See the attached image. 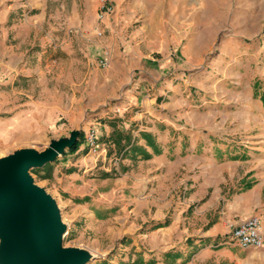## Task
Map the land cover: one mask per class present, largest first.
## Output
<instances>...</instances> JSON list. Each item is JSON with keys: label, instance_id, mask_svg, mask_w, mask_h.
<instances>
[{"label": "crops", "instance_id": "0c3cea01", "mask_svg": "<svg viewBox=\"0 0 264 264\" xmlns=\"http://www.w3.org/2000/svg\"><path fill=\"white\" fill-rule=\"evenodd\" d=\"M79 1L71 0L65 10L59 0H0V69L4 73H22L24 59L33 47L39 58L47 60L60 46L57 54L66 65L57 68L60 74L51 90L41 80L45 99L41 105H61L63 93L57 82H62L64 76L63 83L73 91L68 104L74 106L76 116L84 119L79 132L83 139L77 151L65 150L54 162L35 168L37 174L50 169L49 174L53 173L58 184L55 193L65 201L63 207H77L76 211L87 204L101 220L119 217L122 224L128 217L124 215L129 211L127 206L134 204L135 217L143 209L150 212L154 206V220L147 223L149 230L159 232L160 243L171 252H150L148 260L138 255L139 264H176L173 256L182 263L192 250L198 253L206 248H218L219 257L212 264H264V247L240 248L229 240L237 223L252 216H258L264 226V158H259L263 148L255 147L258 151L254 157L251 153L250 159L239 160L235 150L219 143L217 134L230 115L232 124L249 127L253 121L264 123V94L260 90L253 93L249 82L238 88L241 102L232 97H209L204 103L189 99L182 78L189 67L202 63L204 43L212 39L214 32L204 30L212 18L199 12L200 0H191L190 6L188 0L179 3V27L169 39L161 40L150 36L156 12L150 16L154 21L147 25L148 37L140 38L137 32L128 35L136 13L121 14L119 0H101L93 8L91 0H83L92 21L81 20ZM212 2L219 4L220 0ZM232 2L244 13L235 11L228 19L231 32L226 41L233 43L234 50H230L232 58L224 66L219 65L221 55L217 56L214 67L220 69L221 75L211 81L212 86L229 96L236 93L241 78L251 73L257 77L249 80L263 81V91L264 0ZM101 10L103 17L98 19ZM52 66L39 71L50 72ZM199 68L192 72L191 81L206 82L210 77H205L208 73ZM225 74H236L237 86L225 85ZM90 130L95 135V152L85 142ZM73 166L84 167L82 174ZM63 169L64 174L60 173ZM85 174L106 186L105 192L98 194L99 199L93 201L95 205L73 186L76 178ZM179 186L180 190L175 191ZM118 193L120 199L116 200ZM173 204L177 206V219L166 215L174 209ZM177 223L183 241L178 252L172 250L171 238ZM190 227L196 228L189 231ZM125 229L129 231L131 225ZM129 236L124 235L122 242H129ZM236 256L243 258L238 262ZM193 264H204V258Z\"/></svg>", "mask_w": 264, "mask_h": 264}, {"label": "rangeland", "instance_id": "374dc122", "mask_svg": "<svg viewBox=\"0 0 264 264\" xmlns=\"http://www.w3.org/2000/svg\"><path fill=\"white\" fill-rule=\"evenodd\" d=\"M59 1L63 2L65 10L71 5V0ZM100 1L101 0H91L92 8L99 4ZM190 1L191 0H188V6H190ZM180 2L184 3V0H119V7L122 9L121 14L127 12L136 13L128 26V35L130 36L137 32L140 38H147L149 32L147 25L154 21L150 16L153 12H156L155 27L152 29L150 36L157 40L169 39L177 29V26L179 27L176 15L180 12ZM211 2L212 0H200L199 12L212 18L209 24L204 25V30L210 32V30L213 29V37L211 40L205 41L204 43L205 50L202 63L199 66L189 67L190 70L185 73V77L182 78L186 83L185 93L189 96V99H198V103H204L209 97L219 98L221 100L232 97L231 100L241 102L237 94L239 91L238 88L247 86L250 82L253 93L256 94L260 90V93L263 92L264 94V90L261 91L263 81H254L257 76L251 73L247 74L244 79L241 78L238 86L236 83L239 82V80L235 78L236 74H225L228 79L225 81V85L237 86V88H235V94L228 96L224 90H220L217 86H212L213 82L211 81L216 80L215 77L221 75V72H219L220 69L217 70V66L214 67L216 65L217 56L221 55L219 65L224 66L228 63L229 59L232 58L230 50H234L233 43L226 41L228 39L227 35L231 32L228 19L235 11L238 13H244V11L235 9L232 0H220L219 4ZM77 3H79L81 20L85 19L92 21V16L90 14L88 15L87 8L83 6V0ZM183 42L181 45L184 44ZM56 48L55 50L58 51L57 53H59V51L61 52L60 46ZM121 49H123V47H121ZM57 53H54L51 58L46 60L45 57V60H43L39 58L33 47L32 50H29L27 57L24 59L25 67L22 73H4L0 69V159L8 157L15 151L24 149H32L37 152L45 151L48 149L51 141L68 138L73 131H82L81 128L84 127V119L76 116L74 111H72L74 106L68 104L70 98L73 96V91L68 89V83H63V81L65 82L64 76L62 77V82H57L60 88L59 91L63 93L59 98L61 105L59 107L49 108L41 105V102L45 101L42 93V81H46L49 84V90H51L52 84H55V78L60 74L58 69L66 65L65 59L59 57ZM52 59L56 61L51 64L50 62ZM1 65H3V60L0 58V66ZM48 66H52V71L47 73L44 72V74L39 71V68H43L44 71ZM197 68L205 74L206 72L208 73L205 77L210 78H207L206 82L191 81V74H193L192 72L196 71ZM251 77L254 79L253 81L249 80ZM204 79L206 78H203V80ZM49 101H51V99H49ZM226 120L224 127L217 133L220 136L219 143L225 147L227 146V148L235 150L240 157L239 160L250 159L251 153H254V157L258 151L253 149L255 147L263 148L261 152L263 156L261 155L262 157L259 158H264V123H256L253 121L248 125L249 127H245V125L241 123H229V120L231 121V115L227 117ZM256 135L263 136L256 139ZM255 141H257V143H254ZM80 156L81 155L76 156L72 163H76ZM262 161H264V159ZM253 163V165H255L256 162L253 161ZM73 168L76 170L80 169V174H82L81 172L84 170V167L79 168L73 166ZM64 172L65 169L60 170V173L64 174ZM52 174L53 173L50 172L47 176L45 174H36L34 171L29 170V175L34 183L38 187L43 188L46 193L54 199L59 209L61 221L66 226V232L61 236V246L63 248H77L86 252H91V256L94 254L87 264H100L101 262H105L106 264H133L137 261L138 255L141 256L139 259L148 260L150 252L162 250L168 251V253L171 252L169 248L164 249L166 246L160 243V233L150 232L149 230L150 226H148L147 223H151L152 220H154L151 217L154 214V206L151 208L150 212L143 209L139 217L134 216V204L127 206L129 211L124 213V215H128V217L123 218L122 224H119V217L106 221L101 220L94 209H91L87 204H82L76 211L74 208L77 209V207H63L65 201L60 198V194L57 195L55 193L58 184L53 180ZM80 176V178H76L77 180L73 182L76 192L82 197H88L90 201L92 200V204L95 205L93 201L99 199L98 194L105 192L106 186L102 184V181L98 178H96L95 181H91V178H95L94 176L90 177L88 174ZM90 183L91 185L89 186ZM180 188L181 186L177 187L175 191L180 190ZM119 195L120 193L116 196V200L120 199ZM172 206L174 209H170L166 215H172L173 219H177V217H175L178 213L175 210L177 206L175 204ZM178 223L176 225V231H174L171 236L173 241L172 245L174 247L172 250H177V252L180 250V243L183 242L180 240V224ZM128 224L131 225L129 231L125 229ZM69 225H71L70 228H68ZM142 227H144L143 230H141ZM195 228L196 227H190L189 231ZM124 235H130L127 237L129 242H122L125 240L123 239ZM183 237H185V235H183ZM121 238L122 240H120ZM1 241L2 238L0 237V243ZM217 249L218 248H206L198 253V250H192V252L187 254L185 262L179 263V260L174 258V256L172 261L176 262V264H186V262L193 264L196 263L197 259L203 257L204 264H212V261L217 260L219 257L216 253ZM235 258V260L239 262V259L243 257L236 256ZM141 263L142 262H140V264Z\"/></svg>", "mask_w": 264, "mask_h": 264}, {"label": "water", "instance_id": "95a60500", "mask_svg": "<svg viewBox=\"0 0 264 264\" xmlns=\"http://www.w3.org/2000/svg\"><path fill=\"white\" fill-rule=\"evenodd\" d=\"M78 134L51 141L42 152L24 149L0 159V264H87L91 259L84 250L61 246L66 227L59 209L29 175L71 148Z\"/></svg>", "mask_w": 264, "mask_h": 264}, {"label": "built area", "instance_id": "2783aa9c", "mask_svg": "<svg viewBox=\"0 0 264 264\" xmlns=\"http://www.w3.org/2000/svg\"><path fill=\"white\" fill-rule=\"evenodd\" d=\"M103 17V11L98 13L97 18ZM85 142L92 152L96 151V140L93 130H90L85 138ZM231 243L240 248L259 249L264 247V226L258 216H252L237 223L229 235Z\"/></svg>", "mask_w": 264, "mask_h": 264}, {"label": "trees", "instance_id": "16d2710c", "mask_svg": "<svg viewBox=\"0 0 264 264\" xmlns=\"http://www.w3.org/2000/svg\"><path fill=\"white\" fill-rule=\"evenodd\" d=\"M82 134L81 133H79L78 134V138H77V140H76V142H75V144L71 147V148H69V149H67V152H69V153H74V152H76L77 151V149L79 148V146L81 145V143H82ZM47 165V164H46ZM46 165H44V166H46ZM31 171H34L36 174L38 173V169H31ZM49 171H50V169H48V170H46V172H45V175H49ZM100 264H106L105 262H101ZM133 264H139L138 262L136 263H133Z\"/></svg>", "mask_w": 264, "mask_h": 264}, {"label": "bare ground", "instance_id": "6f19581e", "mask_svg": "<svg viewBox=\"0 0 264 264\" xmlns=\"http://www.w3.org/2000/svg\"><path fill=\"white\" fill-rule=\"evenodd\" d=\"M90 257H93V254H92V256H91V254H90Z\"/></svg>", "mask_w": 264, "mask_h": 264}]
</instances>
